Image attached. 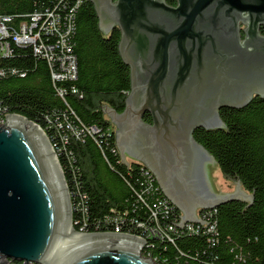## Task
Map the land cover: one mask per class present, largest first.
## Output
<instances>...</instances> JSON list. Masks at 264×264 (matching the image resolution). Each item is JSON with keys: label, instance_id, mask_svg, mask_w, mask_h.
I'll list each match as a JSON object with an SVG mask.
<instances>
[{"label": "water", "instance_id": "1", "mask_svg": "<svg viewBox=\"0 0 264 264\" xmlns=\"http://www.w3.org/2000/svg\"><path fill=\"white\" fill-rule=\"evenodd\" d=\"M102 37L119 28L118 53L131 85L118 112L101 102L121 164L151 171L185 228L199 211L253 194L221 171L193 137L229 128L219 110L264 97V0H89ZM240 29H243L242 39ZM149 112L152 122L144 120ZM0 125V264H153L143 238L72 229L71 196L49 137L37 122L8 113ZM30 126L29 129H25Z\"/></svg>", "mask_w": 264, "mask_h": 264}, {"label": "trees", "instance_id": "2", "mask_svg": "<svg viewBox=\"0 0 264 264\" xmlns=\"http://www.w3.org/2000/svg\"><path fill=\"white\" fill-rule=\"evenodd\" d=\"M58 1L0 0V16H9L10 29L17 30L32 13L51 9ZM95 10L89 0H81L74 11L75 80L53 81L45 57L35 55L32 45H16L10 40L11 53L0 57V70L4 71L0 77V119L8 113L23 115L37 122L49 137L65 175L73 228L78 232H109L117 224L124 232L143 234L149 242L143 255L155 257L157 264H264V97L255 96L241 108H221L228 133L203 127L193 133L216 157L225 176L235 182L240 176L244 188L251 193L255 190L254 203L244 212L248 203L241 199L217 206L215 233L169 232L167 225L177 222L179 211L155 206L164 194L138 162L131 164L134 171H128L125 163L119 166L120 155L111 143L115 132L102 118L100 101L118 112L124 109L131 79L130 68L118 53L120 30L104 39ZM59 88L64 97L58 94ZM145 116L147 122L152 121L150 114ZM87 127L97 132L90 134ZM152 210L157 220L151 216ZM152 227L168 231L172 241L150 234ZM208 236L214 237L213 243Z\"/></svg>", "mask_w": 264, "mask_h": 264}, {"label": "built area", "instance_id": "3", "mask_svg": "<svg viewBox=\"0 0 264 264\" xmlns=\"http://www.w3.org/2000/svg\"><path fill=\"white\" fill-rule=\"evenodd\" d=\"M81 0H76V2L71 5L65 0H60L55 3L54 7L51 9L42 10L36 13H32L29 17V21L21 23L17 30H11L9 27L8 22H10L9 16L1 17L0 16V57H4L11 53V46L10 40L14 42L16 45H23V46H33V51L35 55L39 57H45L48 60V65L52 71L51 78L53 81L61 80H75L78 74L77 68V55L73 52V43L71 37L74 34V11L79 7ZM4 74V71L0 70V77ZM58 94L64 97V92L62 88L58 89ZM3 122L4 120H1ZM66 128L69 129V126L66 125ZM90 134L96 133L97 130L94 127L86 129ZM51 143V142H50ZM53 146V145H52ZM54 148V146H53ZM55 150V148H54ZM56 151V150H55ZM54 151V152H55ZM56 155V152H55ZM57 157V155H56ZM140 165V164H139ZM142 170L145 171V175H147L148 179H152L157 182L154 178L151 171L146 169L144 166L140 165ZM157 188L160 190L157 182ZM149 190V186L145 188V192ZM161 191V190H160ZM164 194V192H162ZM141 199L142 196L140 195ZM156 207H161V209H165V211H170L176 208L179 211L178 207H176L173 203H171L167 196L164 194L163 198H159L155 202ZM202 209L199 211V215L201 219L206 220V222H210V224L206 227H203L199 223H193V221L186 222L185 228H180L179 226H175L174 224L167 225V229L169 232H177L181 230L183 232H194L200 233L203 230L209 233H215L216 227L213 222V216L215 209ZM152 217L157 220V214L155 210H152ZM181 216L177 219V222H180ZM72 220V218H71ZM73 222V220H72ZM176 222V223H177ZM139 225H143V222H140ZM111 233L118 232V233H131L130 231L124 232L120 229V227L116 224ZM150 234H155L156 237H167L168 240L172 241L168 231H160L158 232L155 227L149 229ZM87 233V232H82ZM99 233V232H96ZM143 238L147 244H145V249L148 245V239L143 236V234H133ZM209 242H214V237L208 236ZM142 249V251H143ZM143 254V252H142ZM145 257L154 259L153 264H157V259L152 256L144 255Z\"/></svg>", "mask_w": 264, "mask_h": 264}, {"label": "flooded vegetation", "instance_id": "4", "mask_svg": "<svg viewBox=\"0 0 264 264\" xmlns=\"http://www.w3.org/2000/svg\"><path fill=\"white\" fill-rule=\"evenodd\" d=\"M116 0H113V2H115ZM167 2V4H170L172 5L173 7H177L178 6V1L177 0H165ZM115 29H118L120 30L119 28H113V30ZM240 36H242V39H244V35H243V29H240ZM264 27H261V30L260 32L264 35ZM120 35H121V30H120V34H119V38H120ZM149 114V112H147ZM147 113L144 114V120H145V115H147ZM146 121V120H145ZM147 122V121H146ZM148 122H152V121H148Z\"/></svg>", "mask_w": 264, "mask_h": 264}, {"label": "rangeland", "instance_id": "5", "mask_svg": "<svg viewBox=\"0 0 264 264\" xmlns=\"http://www.w3.org/2000/svg\"><path fill=\"white\" fill-rule=\"evenodd\" d=\"M1 124H4V123L0 121V125ZM4 258H5V261L9 262V264H24V262H18V260H11L9 258H6L5 256H4ZM30 264H39V263H34L33 262V263H30ZM40 264H42V263H40Z\"/></svg>", "mask_w": 264, "mask_h": 264}, {"label": "bare ground", "instance_id": "6", "mask_svg": "<svg viewBox=\"0 0 264 264\" xmlns=\"http://www.w3.org/2000/svg\"><path fill=\"white\" fill-rule=\"evenodd\" d=\"M29 127H30V126H26V125H25V129H29ZM71 227H72V229H73V223H72V226H71Z\"/></svg>", "mask_w": 264, "mask_h": 264}]
</instances>
